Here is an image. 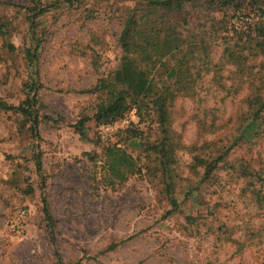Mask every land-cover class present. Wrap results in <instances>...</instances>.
Instances as JSON below:
<instances>
[{"label":"rangeland","instance_id":"obj_1","mask_svg":"<svg viewBox=\"0 0 264 264\" xmlns=\"http://www.w3.org/2000/svg\"><path fill=\"white\" fill-rule=\"evenodd\" d=\"M31 1L0 0V101L18 104L35 71L46 116L33 138L19 113L0 108V264H264V48L251 36L264 0L192 11L187 42L151 69L156 86L170 91L165 110L178 206L169 212V179L148 149L162 137L154 109L142 107L139 119L132 107L130 123L140 133L126 136L124 127L109 141L99 139L92 119L104 100L93 85L119 64L122 21L146 1L55 2L35 17L32 32ZM35 45L29 66L25 52ZM173 64L179 83L164 72ZM80 119L81 134L74 128ZM110 145L133 159L120 182L104 167ZM195 157L216 161L208 176Z\"/></svg>","mask_w":264,"mask_h":264},{"label":"trees","instance_id":"obj_2","mask_svg":"<svg viewBox=\"0 0 264 264\" xmlns=\"http://www.w3.org/2000/svg\"><path fill=\"white\" fill-rule=\"evenodd\" d=\"M79 0H56L53 3L42 4L40 0H32L31 6L27 8L29 12L28 23L29 30L33 31L35 17L44 13L48 8L57 5L55 2H61L71 6ZM135 8H131L124 20L122 27L117 36V44L122 52L118 66L107 76L96 79L93 85L94 90H103L104 100L97 103L95 112L92 115L94 123L98 126L102 123H110L123 117L132 107L139 119L141 118V109L150 105L156 112L157 123L160 128L162 137L155 145H148V149L155 154L157 166L161 175L169 179L163 185L164 198L170 204L169 211H173L178 203L172 192V181L170 180V172L172 163V155L169 144V132L166 118V106L170 95L168 84L156 86L154 78L151 75V69L166 64L161 59L163 56L177 49L181 44L187 42L186 35L183 33L185 24L188 23L190 13L194 10L221 11L233 5L234 0H145ZM255 4L258 0H251ZM258 8V5H257ZM190 9V10H189ZM252 32L257 45L264 48V17L253 25ZM7 49H12L11 43L6 44ZM36 45L32 50L25 52L29 66L35 59L34 52ZM189 51V49H184ZM264 50V49H263ZM184 53L178 57L177 63H184ZM156 68V69H157ZM178 67L173 64L164 72L168 77H173L175 83L181 81ZM155 72V71H154ZM160 75V74H159ZM41 87L38 83L36 72L33 71L29 79L24 84L23 98L14 105L0 101V108L19 113L24 120L27 121V129L33 138L39 137L37 126L46 116L39 112L41 103L37 98V90ZM261 108L264 107V99ZM84 119H80L74 125L76 131L82 133V124ZM135 123H129L123 129L127 132L126 136H135L137 132ZM196 164L203 167V177L208 176L215 167V162H206L195 157ZM36 170H40L39 153H34L33 157ZM104 167L106 172L112 179L118 182L124 180L127 173L132 172L134 167L133 159L130 155L114 145L105 147L104 149ZM40 188L44 187L41 181ZM31 192V188L27 190ZM41 211L43 220L46 223L49 240L54 242L51 217L44 197L41 198ZM114 244H110L106 249H111Z\"/></svg>","mask_w":264,"mask_h":264},{"label":"built area","instance_id":"obj_3","mask_svg":"<svg viewBox=\"0 0 264 264\" xmlns=\"http://www.w3.org/2000/svg\"><path fill=\"white\" fill-rule=\"evenodd\" d=\"M134 115V109H130L129 115H124L123 117L114 120L110 123H102L96 127V133L99 139L102 141H109L112 139V133L118 129L127 127L132 121Z\"/></svg>","mask_w":264,"mask_h":264}]
</instances>
